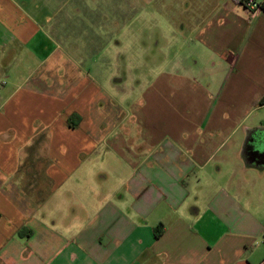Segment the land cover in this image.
Instances as JSON below:
<instances>
[{"label":"crops","instance_id":"obj_1","mask_svg":"<svg viewBox=\"0 0 264 264\" xmlns=\"http://www.w3.org/2000/svg\"><path fill=\"white\" fill-rule=\"evenodd\" d=\"M100 1L0 0V264H264V0H149L187 52L136 95L94 53L144 0Z\"/></svg>","mask_w":264,"mask_h":264},{"label":"rangeland","instance_id":"obj_2","mask_svg":"<svg viewBox=\"0 0 264 264\" xmlns=\"http://www.w3.org/2000/svg\"><path fill=\"white\" fill-rule=\"evenodd\" d=\"M90 2H92L93 7L95 8H105V1L90 0ZM141 5L144 8H147L146 15L137 17L135 16L137 10L131 11L132 16L130 21H132V28H136L139 25L143 27L144 32L146 33L141 34V36L145 37L144 40H146V44L148 47L145 49H127L126 51H130V57H128L127 59L122 58L123 52L125 51V49L122 48H110L109 50L104 51L98 50L94 53V56L98 58L100 63H105V61L108 59L110 60L109 65L102 64L103 66H100L103 71L107 73H119L120 75L124 71L126 77L125 82L122 86L124 88L128 86L130 89H132V95H136L138 93V90L140 88L139 84L142 85L147 82L153 77L154 73L156 72V66L153 64V62L157 60L156 53L159 55L162 54L164 57H167L170 54L171 56L178 54V60L184 62V53L187 52V48L180 49L179 47H177V45H172L170 40H164L161 41V43L159 42L157 49H155V35L160 33H158L157 29L159 28L158 22L155 19L154 15L151 13L154 8V2L144 0V3L141 2ZM131 36L132 38H139L138 33L132 32ZM180 67L185 68L186 65H182Z\"/></svg>","mask_w":264,"mask_h":264},{"label":"built area","instance_id":"obj_3","mask_svg":"<svg viewBox=\"0 0 264 264\" xmlns=\"http://www.w3.org/2000/svg\"><path fill=\"white\" fill-rule=\"evenodd\" d=\"M240 1L251 12H256L261 9V3L258 0H240Z\"/></svg>","mask_w":264,"mask_h":264},{"label":"trees","instance_id":"obj_4","mask_svg":"<svg viewBox=\"0 0 264 264\" xmlns=\"http://www.w3.org/2000/svg\"><path fill=\"white\" fill-rule=\"evenodd\" d=\"M261 7H262V6H261ZM261 103H264V98H262ZM158 235H159V233L157 232V233H156V236H158Z\"/></svg>","mask_w":264,"mask_h":264}]
</instances>
